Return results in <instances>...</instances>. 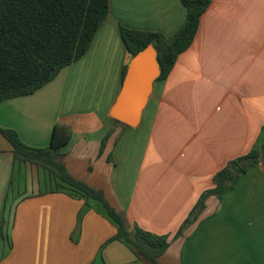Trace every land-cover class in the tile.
<instances>
[{
  "label": "crops",
  "instance_id": "0c3cea01",
  "mask_svg": "<svg viewBox=\"0 0 264 264\" xmlns=\"http://www.w3.org/2000/svg\"><path fill=\"white\" fill-rule=\"evenodd\" d=\"M110 7L86 55L34 94L3 102L0 126L34 147L50 144L56 124L67 127L69 173L102 191L129 225L168 236L160 264H264L263 164L222 201L210 197L175 239L214 175L264 146V0H211L194 43L155 82L139 126L126 130L111 116L131 61L121 27L169 37L187 11L181 0ZM13 151L0 135V264H152L110 241L117 225L101 202L16 164Z\"/></svg>",
  "mask_w": 264,
  "mask_h": 264
},
{
  "label": "trees",
  "instance_id": "16d2710c",
  "mask_svg": "<svg viewBox=\"0 0 264 264\" xmlns=\"http://www.w3.org/2000/svg\"><path fill=\"white\" fill-rule=\"evenodd\" d=\"M181 1L187 11L186 19L172 36L121 27L131 60L150 45L158 52L161 75L157 81L170 75L180 55L194 43L201 18L211 5V0ZM110 9V0H0V105L9 99L34 94L56 79L64 68L84 57L110 15ZM128 66L124 67L123 80ZM114 124L123 130L130 127L116 120ZM111 132L104 137L100 154ZM0 135L12 144L16 164L41 168L58 185L70 189L71 194L101 202L117 225V233L110 241L125 243L140 260L160 264V258L170 247L168 236L129 225L102 191L69 173L64 147L71 141L72 132L67 127L56 124L52 140L46 147L30 146L16 130L2 126ZM261 164V150L257 147L229 161L214 175V187L201 194L175 239L183 237L201 219L210 197L222 201L226 193L237 187L242 175ZM0 240H4L3 223Z\"/></svg>",
  "mask_w": 264,
  "mask_h": 264
},
{
  "label": "water",
  "instance_id": "95a60500",
  "mask_svg": "<svg viewBox=\"0 0 264 264\" xmlns=\"http://www.w3.org/2000/svg\"><path fill=\"white\" fill-rule=\"evenodd\" d=\"M160 75L158 52L153 45L134 56L129 63L120 93L112 106L113 119L130 127L139 126L154 84ZM260 150L264 166V146Z\"/></svg>",
  "mask_w": 264,
  "mask_h": 264
}]
</instances>
